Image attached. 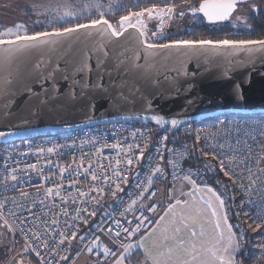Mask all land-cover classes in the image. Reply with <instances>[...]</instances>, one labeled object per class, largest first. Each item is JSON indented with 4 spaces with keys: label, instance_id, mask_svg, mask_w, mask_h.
Listing matches in <instances>:
<instances>
[{
    "label": "built area",
    "instance_id": "built-area-1",
    "mask_svg": "<svg viewBox=\"0 0 264 264\" xmlns=\"http://www.w3.org/2000/svg\"><path fill=\"white\" fill-rule=\"evenodd\" d=\"M172 37L164 22L152 43L188 40ZM186 175L224 200L238 237L237 264L251 261L252 239L264 261V115L217 116L172 135L148 123L110 122L0 140V217L24 251L23 264H77V253L85 264H113L154 226L161 190ZM61 232L76 239L60 244Z\"/></svg>",
    "mask_w": 264,
    "mask_h": 264
},
{
    "label": "water",
    "instance_id": "water-1",
    "mask_svg": "<svg viewBox=\"0 0 264 264\" xmlns=\"http://www.w3.org/2000/svg\"><path fill=\"white\" fill-rule=\"evenodd\" d=\"M254 1L238 0L231 17L218 24L195 16L208 26L226 25L241 5ZM144 12V37L134 28L119 36L80 29L46 37L48 43L22 48L0 63V140L110 122L148 123L172 135L217 116L264 115V51L148 49L144 41L152 43L163 25L153 35L155 17ZM110 23L120 31L119 22ZM6 47L0 46V56ZM153 115L166 122L157 124ZM172 119L179 121L175 128Z\"/></svg>",
    "mask_w": 264,
    "mask_h": 264
},
{
    "label": "snow or ice",
    "instance_id": "snow-or-ice-1",
    "mask_svg": "<svg viewBox=\"0 0 264 264\" xmlns=\"http://www.w3.org/2000/svg\"><path fill=\"white\" fill-rule=\"evenodd\" d=\"M238 0H203V2L199 5L198 8H191V12L193 16L196 15V13H202L203 16L207 19L209 24H218L220 22H223L225 20H228L232 13L235 11L237 6ZM101 8V4L98 2V0H86V2L83 4V7L81 8L80 12L81 14L87 13L91 15L90 9H95L98 14V19H92L87 24H76L74 27H66L63 28L62 31H54V32H39L34 35H28L26 32L24 34H21L22 31H24L23 25H17L15 30L12 28L7 29L6 31L0 32V46H7L4 49V52L6 55L0 56V63H7L10 61L12 55H14L16 52H19L22 50V48L26 47H33L38 44L48 43V40H45L46 37H61L66 34H71L74 32H77L80 29H97L101 33H108L111 36H119L123 34V31H126L128 28H134L139 33L140 37L145 36V30H146V23L142 19L144 17L145 12H135L130 13L129 15L122 16L119 21V28L120 31H117L113 25L105 19V13L100 12L99 9ZM112 5H109V9L111 10ZM147 16L149 19L153 17V12L151 10H146ZM173 9L169 8L167 9V12H161L156 13V15H159L163 17L164 15H171L173 13ZM184 12H180V16H183ZM65 17H71L73 20L77 19V14L72 11H65L62 16H60L61 20H64ZM135 18V22H134ZM163 25V20H161V26ZM153 35H156V33H153ZM14 37V38H13ZM23 42V43H21ZM55 42V41H51ZM146 48L148 49H154V48H170V47H186V48H196V47H209L212 49H227L231 48L233 50H244L248 52H253L256 50L264 51V40H220V41H212V40H199V41H191V40H184V41H176L173 44H155V43H147L144 41ZM147 118V117H146ZM152 120H154L157 124L165 123L161 117L153 115L151 117ZM173 128L177 126L179 121L177 119H172L170 121ZM0 135H3L0 133ZM199 138V137H198ZM164 139H167V137H164ZM52 149L49 148L48 152H51ZM141 158L143 157V152L140 154ZM173 163V167L175 168L176 162L170 161ZM129 164H131V160H129ZM221 171H224L223 168V161L221 162ZM160 168H156L155 172H160ZM250 175H251V170ZM155 174V173H153ZM224 174L227 176L229 173L227 171H224ZM119 175V173H117ZM95 178V177H93ZM231 178V177H229ZM13 180L16 179L15 176L12 177ZM184 179H188L190 183L193 184V187L195 188V182L190 180V177L186 175ZM151 183V179L148 181ZM118 187V186H117ZM95 190V189H94ZM197 191H200L201 189H196ZM210 194L211 199L203 201L204 207H184V205H187V202H181L180 200H176L175 204H171L168 208V211L165 213V215L171 214L172 219L170 221V225L168 227H165L163 229V232L165 235L163 238L159 241H153L152 247L153 248H161L164 246V244L169 239V236L167 233L171 229L173 233V238H175V235L179 234L182 230V228L187 229L190 227V225H195L203 218L204 212L207 210H210V214L212 217L215 218V223L213 227V234L208 237L207 239H202L199 244L196 242H192L189 244V246L185 247V242L183 240H177L175 248L168 247L167 252L164 251L159 252L157 255H152V253L145 248V254L148 256V258L152 261V264H168L167 260H163L166 255L169 260H171L173 254L175 253L177 256V259L172 261V264H235V255L234 253L238 250L239 245L235 240V234L232 232V226L228 224V217L226 214L223 213L224 210V200L221 199L219 195H217L211 188L204 189ZM52 189H48L47 192L49 195L52 194ZM152 195H155V193H152ZM188 195H192L189 193ZM215 201V205L213 203ZM135 203V201H133ZM181 206L180 210L177 211V206ZM0 207H3L2 204H0ZM217 208L219 209V212L217 211ZM151 211L155 212L156 209L153 207L150 209ZM160 220H164V217H161ZM7 223V222H5ZM53 224H56L57 221L53 220ZM131 223V221H129ZM159 223V221L157 222ZM143 224V221H141V225ZM141 225H138L136 227V231H140ZM223 225V227H222ZM225 229L227 231V236H225ZM11 230V229H10ZM111 231V230H109ZM125 232H128L129 229L125 228ZM117 235H119V232H117ZM197 233L193 230L191 232V236L196 237ZM60 236L62 237L60 240V244H63L65 242V239L75 240L76 239V233L72 232L70 238L65 237L64 233L61 232ZM200 236L203 238L205 237V232L203 230V227H201ZM36 239H40L39 236H35ZM81 240L84 239V237L80 238ZM45 246H47V243L45 242ZM134 245L128 244L126 246V251L132 249ZM140 248H144V244L141 242L139 244ZM91 251V248L88 249ZM105 255H108V249H104ZM130 254V253H129ZM37 255H39V252H37ZM182 257H190V259H185ZM61 259H67V257L62 256ZM124 259V257H121V261ZM117 264H120V261L117 262Z\"/></svg>",
    "mask_w": 264,
    "mask_h": 264
},
{
    "label": "rangeland",
    "instance_id": "rangeland-1",
    "mask_svg": "<svg viewBox=\"0 0 264 264\" xmlns=\"http://www.w3.org/2000/svg\"><path fill=\"white\" fill-rule=\"evenodd\" d=\"M181 1L183 0H98L101 4L99 11L104 12L105 19L113 24H117L122 16L130 13L151 10L155 17L150 29L151 33H155L158 30L157 26L161 23V16L156 15V13H160L158 9L172 8L173 13L165 15L164 18V22L168 23L172 35L189 31L194 25L201 23V19L196 17L190 18L188 21L179 20V13L183 11L184 7L190 6L189 4L179 6L178 3ZM184 1L189 2V0ZM85 2L86 0H0V32L9 28L15 30L17 25H23L24 31L21 34L26 32L28 35H34L39 32L62 31L63 28L74 27L78 23L87 24L92 19H98L99 14L95 9H90L91 15L81 14L80 10ZM110 4L112 5L111 10L109 9ZM257 7L261 11L260 14L264 16V1L257 3ZM248 8V6L241 7L229 24L236 34L239 31H248L252 28L250 20H253V13ZM65 11L76 13L78 18L73 20L71 17H65L64 20H61L60 16ZM203 39H207V36H201L196 41ZM224 39L232 40L228 36H224ZM255 236L257 238L259 233ZM254 249L259 256L257 241L254 244ZM23 253V249L13 245L11 230L0 217V264H23ZM76 255L77 264L88 262L84 255L78 256V253ZM258 263L264 264L260 256Z\"/></svg>",
    "mask_w": 264,
    "mask_h": 264
},
{
    "label": "crops",
    "instance_id": "crops-1",
    "mask_svg": "<svg viewBox=\"0 0 264 264\" xmlns=\"http://www.w3.org/2000/svg\"><path fill=\"white\" fill-rule=\"evenodd\" d=\"M195 186L196 187L194 188L193 184L190 183L189 180H185V181H180L170 186L169 188L162 189L160 192L159 199H158L160 204L162 205V210L160 211L154 226L146 234H144L142 237H140L134 243H132L134 247L128 250L126 254L122 255L124 257L122 261H121V257H122L121 256L113 264H117L118 261H120V264H152V261L145 254V248H147L152 253V255L155 256L161 251H164L166 253L168 247L175 248L177 240H183L185 242V247H187L192 242H196L197 244H199V242L202 239H207L208 237H210L213 234L215 218L211 216L210 210H207L204 212L203 218L200 221H198L197 224L190 225V227L187 229L182 228L181 232L175 235V238H173V233L170 229L169 232L167 233V235L169 236V239L164 244V246H162L161 248L152 247L153 241L161 240L163 236L165 235V233L163 232V229L170 225L172 216L171 214L166 216L165 213L168 211V208L171 204H175L176 200H180L181 202H185V201L187 202V205H184V207L192 206V207L203 208L204 207L203 201L211 199L210 194L204 190L209 187L202 186L196 183H195ZM197 188L201 190L197 191L196 190ZM189 193H191L192 195H188ZM213 203L215 205V201H213ZM180 208L181 206L178 205L177 211H179ZM217 211L219 212L218 208H217ZM223 213L226 214L225 206H224ZM161 217H164V220L161 221L160 220ZM158 221L159 223H157ZM228 224L231 225L229 219H228ZM201 227H203V230L205 232V237L203 238L200 236ZM193 230L197 233L196 237L191 236V232ZM232 232L235 234V240L239 245L237 234L233 230V228H232ZM225 236H227L226 229H225ZM141 242L144 244L145 246L144 248L139 247V244ZM255 243L256 241H253L252 239L251 264H259L258 263L259 256H257V252L254 249ZM234 255H235V264H237L238 250L234 253ZM129 256H133L132 261L127 260ZM182 258L190 259V257H182ZM162 259L167 260L168 264H172V261L176 260L177 256L174 253L171 260L168 259L167 255Z\"/></svg>",
    "mask_w": 264,
    "mask_h": 264
},
{
    "label": "trees",
    "instance_id": "trees-1",
    "mask_svg": "<svg viewBox=\"0 0 264 264\" xmlns=\"http://www.w3.org/2000/svg\"><path fill=\"white\" fill-rule=\"evenodd\" d=\"M252 28L248 31H239L238 34L230 27L229 24L222 26H208L205 22L201 25L192 27L189 31H185L181 34H174L172 39H178L184 36L188 40H197L199 37L207 36V39L220 41L224 36H228L229 39L237 40H264V16L261 14L255 16L251 22ZM246 264H251L250 259L246 261Z\"/></svg>",
    "mask_w": 264,
    "mask_h": 264
},
{
    "label": "flooded vegetation",
    "instance_id": "flooded-vegetation-1",
    "mask_svg": "<svg viewBox=\"0 0 264 264\" xmlns=\"http://www.w3.org/2000/svg\"><path fill=\"white\" fill-rule=\"evenodd\" d=\"M192 1H194L193 2L194 4L192 3ZM261 1H264V0H257V1H254V2H250V3H247L245 5H241L240 8L243 7V6H248L252 10L253 18H254L255 16H259L260 15L261 11L257 7V3L261 2ZM201 2H203V0H197V1L196 0H189L188 3H186V1L183 0L180 3H178L179 6H182V5H185V4H189L190 5L189 7H184L183 8V12H184L183 16H180V13H179V15H178L179 20L185 19V20L188 21L190 18L196 17V18H200L201 19V23L200 24H196V25H201L203 22H205L204 19L201 16H193L192 12L190 10L193 7L198 8L199 5L201 4ZM240 8H239V10H240ZM250 22H252V21L250 20ZM196 25H194V26H196Z\"/></svg>",
    "mask_w": 264,
    "mask_h": 264
}]
</instances>
